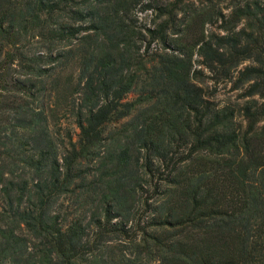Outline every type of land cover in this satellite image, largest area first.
Returning <instances> with one entry per match:
<instances>
[{
    "label": "trees",
    "instance_id": "obj_1",
    "mask_svg": "<svg viewBox=\"0 0 264 264\" xmlns=\"http://www.w3.org/2000/svg\"><path fill=\"white\" fill-rule=\"evenodd\" d=\"M220 1H147L143 31L139 0H0V264H264V0ZM194 54L242 105L210 98Z\"/></svg>",
    "mask_w": 264,
    "mask_h": 264
},
{
    "label": "rangeland",
    "instance_id": "obj_2",
    "mask_svg": "<svg viewBox=\"0 0 264 264\" xmlns=\"http://www.w3.org/2000/svg\"><path fill=\"white\" fill-rule=\"evenodd\" d=\"M150 0H139L138 3L134 6L132 10V16L135 20V24L137 28H140L144 31L145 26H153L158 20H160L163 16H158L157 11L154 8L145 9L143 4ZM195 4H201L202 2L205 3L206 0H192ZM228 0H221L220 5L224 6ZM224 11H227V8H224ZM207 29H216L215 25H211L209 23L205 24ZM37 37H29L26 46L31 47L34 49L35 47L40 46V42L36 41ZM155 48H158L157 41L151 42L149 51H153ZM194 67L200 68L201 72L197 73L196 81L201 84L204 88V91L213 99L218 105L223 104H234L236 107L242 105L245 101L246 97L241 95V92L244 90V87L234 88L232 81L228 79H214L211 75V72L208 70L207 67L202 65L198 59L200 56L194 54ZM247 62V61H246ZM245 63V62H244ZM149 64V63H148ZM58 67L57 69H59ZM8 70L10 74L16 76L21 74L22 68L17 61L11 64V68L9 67ZM60 83H59V90L61 92L67 93L66 91V84H71L76 81L77 79V68L75 63L68 64L60 70ZM9 80V78H7ZM69 89V88H68ZM70 90V89H69ZM0 92H11L1 90ZM68 97L59 105V107H55L54 103L51 101V105L55 107L54 115H49V125L52 128V131L55 135L60 138V149L63 150L65 146H68L69 138L72 141H75L79 135V127L77 126L75 116L70 111L71 99L75 96V92L72 94L67 93ZM137 95L136 90H132L128 92L125 96L126 99H132ZM70 103V104H69ZM237 122H240L244 125V119L242 117L241 112L235 116ZM63 204L68 202L67 198H62Z\"/></svg>",
    "mask_w": 264,
    "mask_h": 264
}]
</instances>
